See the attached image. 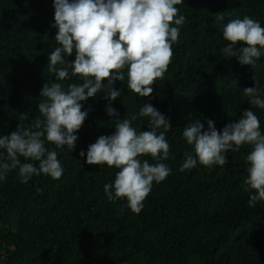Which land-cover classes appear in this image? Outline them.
Returning <instances> with one entry per match:
<instances>
[{
	"label": "trees",
	"instance_id": "trees-1",
	"mask_svg": "<svg viewBox=\"0 0 264 264\" xmlns=\"http://www.w3.org/2000/svg\"><path fill=\"white\" fill-rule=\"evenodd\" d=\"M177 7L186 22L152 95L130 92L125 79L116 82L121 96L111 104L123 118L150 102L170 119V158L161 161L170 175L153 183L139 214L125 199H107L104 185L118 170L85 162L88 146L114 132L108 101L98 93L81 102L82 111H91L75 133L74 150H59L60 179L42 174L21 183L13 171L0 181V264H264V201L250 206L243 183L250 146L226 153L227 165L197 163L180 171L185 152L192 151L182 135L186 124L201 119L206 129L212 120L219 131L252 107L244 88L264 95V55L254 67L226 59L222 28L213 24L223 13L225 23L247 15L264 27V0H183ZM53 24V0H0V136L39 118L40 90L55 81L47 67L59 46ZM253 111L264 133V109ZM24 112L28 120L20 121ZM133 127L147 130V118L138 117Z\"/></svg>",
	"mask_w": 264,
	"mask_h": 264
},
{
	"label": "clouds",
	"instance_id": "clouds-1",
	"mask_svg": "<svg viewBox=\"0 0 264 264\" xmlns=\"http://www.w3.org/2000/svg\"><path fill=\"white\" fill-rule=\"evenodd\" d=\"M183 0H53L54 37L59 45L47 57L48 71L55 81L45 82L36 105L39 118L30 124L18 123L15 131L0 136V181L15 171L21 183L46 175L58 180L63 167L58 159L65 146L72 151L88 110L81 102L103 92L108 101L106 114L114 124L111 135H101L87 148L88 165H107L118 171L112 183L104 185L110 202L127 201V208L139 214L153 183L165 180L171 172L161 161L168 160L170 145L166 134L172 125L150 102L137 113L120 118L111 106L121 96L116 82L127 80V89L139 97H150L153 84L162 79L172 62L173 45L178 42L186 17L178 16ZM225 21L215 14L213 24L222 28L227 42L222 48L226 59L235 58L241 65L254 67L264 55V27L250 16ZM74 55L72 61L68 57ZM79 78V83H61ZM106 81V83H105ZM82 82V83H81ZM243 94L252 106L221 130L208 120L186 124L182 135L191 152H185L180 171L191 170L197 163L211 167L228 164V152L249 145L243 157L247 176L243 183L250 193L249 205L264 201V133L253 108L264 109V95L251 86ZM147 118V130L137 131L133 122ZM191 118V117H189ZM28 120V112L19 115ZM49 145H54L50 148ZM85 157L81 150L78 154ZM151 157L155 163H150ZM123 211V208H121Z\"/></svg>",
	"mask_w": 264,
	"mask_h": 264
}]
</instances>
